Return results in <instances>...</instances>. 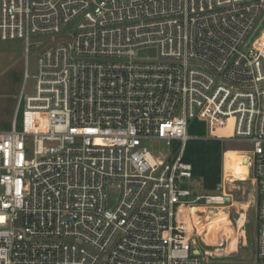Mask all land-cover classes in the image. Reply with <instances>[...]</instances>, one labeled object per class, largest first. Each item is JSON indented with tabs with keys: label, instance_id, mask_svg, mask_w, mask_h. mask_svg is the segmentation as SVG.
I'll return each instance as SVG.
<instances>
[{
	"label": "built area",
	"instance_id": "obj_1",
	"mask_svg": "<svg viewBox=\"0 0 264 264\" xmlns=\"http://www.w3.org/2000/svg\"><path fill=\"white\" fill-rule=\"evenodd\" d=\"M75 21L25 71L21 129L0 131V264H208L223 253L183 209L227 210L247 184L264 264V0H0V41L21 40L25 61L30 37ZM192 120L241 146L244 180L223 154L220 183L199 192ZM158 141L160 158L145 145Z\"/></svg>",
	"mask_w": 264,
	"mask_h": 264
},
{
	"label": "rangeland",
	"instance_id": "obj_2",
	"mask_svg": "<svg viewBox=\"0 0 264 264\" xmlns=\"http://www.w3.org/2000/svg\"><path fill=\"white\" fill-rule=\"evenodd\" d=\"M77 25L78 22L75 21L63 27L61 32L57 35L30 37L29 53L27 54L26 61L24 43L21 40L15 39L0 41V131L9 130L14 119L17 122V130L21 129V111L23 109V97H21V92L24 85L25 71L28 72L29 76L34 75L36 72L37 58L41 51L57 42H66L69 39V35L75 32ZM139 56L144 59H154L157 56V51L153 47L144 48L141 50ZM24 87V94H30L33 91V80L29 78ZM145 145L156 158H160L161 155H167L169 151L164 142H146ZM240 147V145H233L231 147L228 146V151H235L236 148ZM198 189L199 192H202L200 187ZM244 190V194H234L233 200L236 203L234 207L227 209L229 215H227L226 218L229 220V226L226 239L224 241H222L223 239H220V243H217V241L207 236H200L209 250H220V252L217 253H223L222 257L209 258L207 262L208 264L256 263L255 206L252 203H250L247 207L245 206L247 201L251 200L249 197L251 192L250 185H245ZM116 204L117 200L115 196L108 200L110 208L115 207ZM203 213H205V211ZM240 217H244L245 219V226L243 228L244 233L242 234L241 231L238 232V229L234 233L233 229L234 224L237 226V220ZM217 227L219 226L217 225ZM231 237H234L236 240V250L234 253L226 252L227 248L230 246Z\"/></svg>",
	"mask_w": 264,
	"mask_h": 264
},
{
	"label": "trees",
	"instance_id": "obj_3",
	"mask_svg": "<svg viewBox=\"0 0 264 264\" xmlns=\"http://www.w3.org/2000/svg\"><path fill=\"white\" fill-rule=\"evenodd\" d=\"M188 134L192 138L184 147L183 160L192 167L193 181L199 184L201 191L211 194L220 183L223 154L228 145L216 140H203L205 125L198 120L189 123ZM174 151L179 149L174 145Z\"/></svg>",
	"mask_w": 264,
	"mask_h": 264
},
{
	"label": "bare ground",
	"instance_id": "obj_4",
	"mask_svg": "<svg viewBox=\"0 0 264 264\" xmlns=\"http://www.w3.org/2000/svg\"><path fill=\"white\" fill-rule=\"evenodd\" d=\"M224 166L226 173H229L237 180H244L246 178L247 159L241 157L236 151H226L224 153ZM183 211L188 214L186 218L187 224L191 227H193L194 224L197 225L199 236H207L217 241V243H220V239H223L222 241L226 239L229 226V220L226 217L229 213L225 208H220L211 213L200 207H194L191 210L183 209ZM204 211L205 213H203ZM217 225L219 227H217ZM237 227L238 226L234 224V233L236 232ZM235 250L236 240L233 237V240L230 239V246L227 248L226 252L234 253ZM215 251L218 253L220 252V250Z\"/></svg>",
	"mask_w": 264,
	"mask_h": 264
},
{
	"label": "water",
	"instance_id": "obj_5",
	"mask_svg": "<svg viewBox=\"0 0 264 264\" xmlns=\"http://www.w3.org/2000/svg\"><path fill=\"white\" fill-rule=\"evenodd\" d=\"M263 27H264V21L261 23L260 28L255 32V34H254L255 37L258 36L260 29H262ZM251 41H252V39H251ZM211 212H209V213H211Z\"/></svg>",
	"mask_w": 264,
	"mask_h": 264
},
{
	"label": "crops",
	"instance_id": "obj_6",
	"mask_svg": "<svg viewBox=\"0 0 264 264\" xmlns=\"http://www.w3.org/2000/svg\"><path fill=\"white\" fill-rule=\"evenodd\" d=\"M230 231V230H229ZM231 234V233H230ZM232 236V235H231ZM231 240H233V237H231Z\"/></svg>",
	"mask_w": 264,
	"mask_h": 264
}]
</instances>
